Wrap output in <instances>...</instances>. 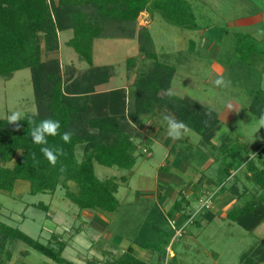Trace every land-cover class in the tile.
Masks as SVG:
<instances>
[{"label": "trees", "instance_id": "1", "mask_svg": "<svg viewBox=\"0 0 264 264\" xmlns=\"http://www.w3.org/2000/svg\"><path fill=\"white\" fill-rule=\"evenodd\" d=\"M144 11L152 16L160 13L170 24L183 29L197 28L195 13L188 0H0V74L9 76L16 70L29 68L37 104L36 114L23 117L18 129L8 123L7 118H0V191H13L19 179L27 180L30 192L34 194H53L63 185L67 187L68 198L80 209L113 212L120 205L118 178L124 181L128 178L124 174L100 178L95 163L132 169L141 153L135 140L138 131L135 122L143 113H150L161 128H165L162 117L172 114L183 121L189 131L183 139L171 145L170 154L184 163L194 160L197 148L214 155V163L207 169L213 173H209L207 179L201 175L193 186L206 183L211 189L219 181L218 194L243 196L250 192L251 198L244 205H234L230 209L229 218L247 231H253L264 222V144L260 146L259 154L263 158L259 163L243 142H234L224 134L220 141H214L221 129L218 111L191 96L174 94L169 97L165 94V90L171 89L177 69L159 59L150 29L139 25V16ZM65 30L73 31L66 42L78 53L79 61H86L87 66L80 67L73 60L65 64L61 61L59 34ZM133 37L138 38L143 61L149 60L151 65L145 71H139L131 82L133 93L129 94L124 86L108 89L112 67L94 64V40ZM194 43V40L190 41V44ZM44 52L47 54L45 58ZM136 62L135 57H130L127 66L132 68ZM249 108L259 117L264 115L263 89L256 91ZM48 118L60 121L61 135L66 131L73 132L69 143H65L61 136L47 137L49 146L64 149L65 155L59 157L55 167L41 153V145L33 143L31 138L35 127L31 121L39 124ZM190 131L201 136L198 143L190 139ZM34 159L39 162L35 166ZM11 161L13 164L8 165ZM62 165L66 168L64 172L60 171ZM243 166L248 171V179L256 185L255 190L248 187L239 190L235 182L230 186L225 184L227 178L234 176V172ZM71 182L76 184L77 190L70 189ZM207 193L202 191L191 198L180 193L168 214L190 217L195 210L190 208L193 200L197 201ZM33 204L44 209L46 216L50 217L49 204ZM154 208L150 213L160 216L159 208ZM215 217L214 210L208 208L199 213L193 223L211 222ZM169 226L160 236L162 229L159 227L161 230L158 229V237L154 235V240L143 233L147 232L143 226L126 250L111 254L109 263L151 264L137 255L134 245L137 243L156 251L154 263L177 264L176 254L167 259L168 246L176 233V229L171 224ZM62 236V233L53 232L47 242H43L0 219V244L19 239L60 264H76L64 255L73 233L67 239ZM12 256L10 254L9 259ZM242 260L244 264L264 262V242L253 246L248 253L244 252ZM101 263L98 257L86 262Z\"/></svg>", "mask_w": 264, "mask_h": 264}, {"label": "rangeland", "instance_id": "2", "mask_svg": "<svg viewBox=\"0 0 264 264\" xmlns=\"http://www.w3.org/2000/svg\"><path fill=\"white\" fill-rule=\"evenodd\" d=\"M205 1L206 4L199 2V5L197 3L194 7L200 19L199 23L205 31L204 35L194 37L196 41L202 39L195 44L189 42L192 34L190 29L170 24L160 13L153 15L150 29L159 59L177 69L171 85L174 94L180 97L191 96L220 113L221 129L214 141L217 142L224 134L234 142H243L250 150V155L256 157L260 163L263 158L259 150L264 144V127L259 124L260 117L253 113L249 106L256 91L264 90V67H261L264 65V33L259 31L264 29V0ZM199 12H203L205 16H201ZM144 20L145 17L141 15L140 23ZM72 35V30L60 32L59 57L64 64L74 59L78 66L85 67L87 62L78 61V53L66 42ZM138 44L137 38L95 40L92 59L100 62V65L108 64L112 67L113 75L108 89L121 87L134 80L139 71H145L151 65L149 60L144 62L143 55L139 54L136 64L127 68L126 58L138 53ZM46 55L44 52V58ZM221 77L231 82L228 88L215 86V81ZM133 92L131 87L129 94ZM35 95L29 68L16 70L9 76L0 74V118H7L14 111L21 112L23 117L35 115ZM150 117L151 115L141 125L138 124L140 128H137L135 140L141 153L132 169L95 163L96 174L100 178L113 175L120 177L122 174L128 178L126 181L118 178L120 188L117 196L120 205L117 210L103 212L97 209H80L68 198L67 187L63 185L53 194H34L30 192V183L19 179L13 191H0V219L13 227L18 226L43 242H47L53 232L62 233L63 239L70 238L73 233L64 255L76 264H86L88 259L94 257L102 259V264H110L111 254L117 255L126 250L143 226V229L147 230L143 233L154 240V235L158 237L157 231L162 229L159 231L160 236L164 230L169 229L172 219H175L177 226L185 224L188 218L186 215L168 214L174 199L170 193L157 190V172L160 171L158 167L164 160L166 147L158 140H146L150 135L148 131L153 130L150 127ZM189 133L194 143L200 141L201 136L197 132ZM165 136L161 133L162 139ZM171 141L174 143L176 140ZM150 144L153 148L152 156L147 154L150 152ZM205 152L207 151L197 148V160L186 163L182 168L186 180L184 184L188 185L184 187L187 188L186 192L181 186L175 188L178 194L176 199L180 197L179 191H183L185 195H190L192 191L194 195L202 191L215 193L208 204L209 209L223 217L216 216L211 222L202 220L200 224L186 225L181 236L172 238L174 245L173 249L168 251V259L176 254L177 264H244L242 254L264 242V222L253 231H247L229 218L230 209L234 205H244L251 198L250 192L243 196L232 193L218 194L216 192L219 181L211 189L206 183L202 186L191 185L192 182L198 181L201 175L207 179L209 173H213L207 169L214 163V155L210 154V157ZM234 173V176L227 178L226 185L230 186L235 182L239 190L243 191L244 187L251 191L256 189V185L246 176L248 171L245 166ZM189 177L191 180L187 181ZM70 184L71 190H77L75 183ZM40 202L50 205V217L46 216L44 209L33 204ZM199 202L193 200L191 210L198 207ZM152 206L159 208L160 216L155 212L150 213ZM97 213L98 221L90 219ZM134 245L139 257L143 256L142 259L156 264V251L152 252L137 243ZM25 249L28 251L24 252ZM10 254L13 255L11 259ZM23 260L28 264H60L22 240L0 244V264H23Z\"/></svg>", "mask_w": 264, "mask_h": 264}, {"label": "crops", "instance_id": "3", "mask_svg": "<svg viewBox=\"0 0 264 264\" xmlns=\"http://www.w3.org/2000/svg\"><path fill=\"white\" fill-rule=\"evenodd\" d=\"M190 3H191V6H192V9H193V11H194V13H195V19H196V24H197V28L196 29H194V30H191L190 32L192 33L191 34V37H190V41L191 40H194L195 41V43L196 42H199L200 40H202V39H200V40H198V41H196L195 39H194V37H196V35H204L205 34V31H203V28H202V26L200 25V23H199V18H198V16H197V12H196V9L194 8L195 7V5H197V3H198V5H199V2L200 3H207L205 0H188ZM199 14L202 16V14H203V16H205V14L202 12V13H200L199 12ZM141 15H143L144 17H145V20L144 21H142V24L140 23V21H139V25H146V26H148V28L150 29V25H151V23H152V21H153V16L152 15H150V13L148 12V11H144V12H142L141 14H140V16L139 17H141ZM210 19H212V18H210ZM150 31H151V29H150ZM151 34H152V32H151ZM153 36V35H152ZM133 38H137V37H133ZM98 39V38H97ZM123 39H132V38H123ZM138 39V38H137ZM96 40V39H95ZM95 40H94V43H95ZM189 41V42H190ZM194 43V44H195ZM156 44V43H155ZM138 46H139V44H138ZM157 52H158V50H157ZM159 53V52H158ZM139 54H140V52H139V47H138V53H136V54H134V55H130V56H128L127 58H126V60L128 59V58H130V57H135L136 59H138V56H139ZM78 60V59H77ZM76 60V61H77ZM140 60H142V59H140ZM72 61V60H71ZM73 61H75L74 59H73ZM79 61V60H78ZM84 62H86V61H84ZM84 62H80V63H84ZM93 62H94V64L95 65H100L101 63L100 62H95L94 60H93ZM85 64V63H84ZM127 65V64H126ZM127 68H129L128 66H127ZM131 68V67H130ZM133 80V79H132ZM132 80L131 81H129V82H127L126 84H123L122 86H124V87H126L127 88V91H128V93L130 92V84H131V82H132ZM151 115V120H152V123H151V125H150V127H151V129H153V130H150V131H148V132H150L149 134V139H146L147 141H150V140H158L160 143H162L165 147H166V154H165V156H164V160H162L161 161V163H160V165H159V167H158V169L160 170L159 171V173L157 172V176H159V180H158V185H157V190H158V192H163V193H170V195H171V198H174L173 199V203L175 202V200H176V198H177V195L178 194H176V192H175V188H177V186H181V189L182 188H184V187H186V185H188V184H184V182L186 181L185 180V177H184V173H182V168L186 165V163H184V162H182L179 158H177V157H174L173 155H171L170 154V152H169V150H170V147H171V145H172V139L167 135V132H166V127L165 128H161V126L157 123V121L156 120H154L153 119V117H152V114H150V113H143L139 118H138V120L135 122V125L137 126V128H140L139 126H138V124L139 125H141V123L145 120V119H147L148 118V116H150ZM151 120H150V122H151ZM138 132V131H137ZM161 133L163 134V135H166L163 139H162V137H161ZM160 134V136H158ZM160 138V139H159ZM145 140V141H146ZM137 142V141H136ZM172 142V143H171ZM138 143V142H137ZM146 145V144H145ZM139 147V146H138ZM148 149H149V153H147L148 155H150V156H152V151H153V148H152V146H151V144H150V146H148ZM199 150V149H198ZM144 152V151H143ZM205 153H207L209 156H210V153H208V152H205ZM198 154V153H197ZM195 155H196V153H195ZM211 157V156H210ZM197 156L194 158L195 160H197ZM136 164H137V162H136ZM135 164V165H136ZM162 173V174H161ZM165 178V179H164ZM188 180H191L190 179V177L187 179V181ZM163 181H165L167 184H165ZM195 182H197V181H194V182H192V184L191 185H193ZM191 185H190V187H191ZM120 188V187H119ZM186 189L187 188H184V189H182L183 191H185L186 192ZM183 191H179V194L180 193H184ZM194 193H193V191L191 192V194L189 195V194H187L186 193V196L187 197H189V198H191L192 197V195H193ZM185 195V194H184ZM174 196H176V197H174ZM173 205V204H172ZM171 205V206H172ZM155 208H154V206H152V207H150V211H152V210H154ZM165 210H167V209H165ZM215 213H216V216H220V217H223V216H221L218 212H216V211H214ZM101 214V213H100ZM99 214L97 213V214H94V215H92L91 216V218L90 219H92V220H96V221H98V219H96L97 218V216H98ZM25 251L27 252L28 250H26L25 249ZM29 253V252H28ZM149 255H151L150 253H149ZM13 257V256H12ZM141 257H143V256H141ZM151 258H152V255H151ZM102 260V259H101ZM22 263L24 264H28V263H26L24 260L22 261ZM106 263V262H105ZM102 264V263H101ZM107 264V263H106Z\"/></svg>", "mask_w": 264, "mask_h": 264}, {"label": "clouds", "instance_id": "4", "mask_svg": "<svg viewBox=\"0 0 264 264\" xmlns=\"http://www.w3.org/2000/svg\"><path fill=\"white\" fill-rule=\"evenodd\" d=\"M261 33H264V29L259 30ZM230 81L225 80L223 77L218 78L215 81V86L217 88H228L230 86ZM165 94L169 97L173 96L174 93L172 89L165 90ZM206 115L210 116V113H206ZM8 123L16 125L17 129L20 127L19 121L23 119V115L19 111L12 112L11 115L7 117ZM163 121L166 124V132L167 135L173 139V140H181L184 138V136L188 133L189 128L188 126L178 119L172 114H164L162 117ZM32 124L35 125V127L32 128L31 131V138L33 143L41 145L40 151L44 155V157L48 160V162L55 167L57 165L59 157L65 155L64 149L62 147H57L55 145L49 146V142L47 137L52 136H61V139L65 143H69L71 141V137L73 135V132L66 131L62 135L60 133L61 123L59 120H53V119H43L40 121L39 124H36L35 121H31ZM204 123L207 125L208 121H204ZM259 124L261 127H264V115L260 117ZM39 163L37 160L34 159L33 164ZM61 172L66 171V168L62 165L60 168ZM212 194H209V197H201V200L199 202V206L196 207L195 214H198L202 207L207 206L210 204V196Z\"/></svg>", "mask_w": 264, "mask_h": 264}, {"label": "built area", "instance_id": "5", "mask_svg": "<svg viewBox=\"0 0 264 264\" xmlns=\"http://www.w3.org/2000/svg\"><path fill=\"white\" fill-rule=\"evenodd\" d=\"M209 194H212V195L210 196V199H211L212 196H213L215 193H207V194L205 195V197H209ZM198 200L200 201L201 198L198 199ZM198 206H199V205H198ZM208 208H210L209 205H207V206H205V207H202L201 210L199 211V213L203 212L205 209H208ZM195 212H196V208H195L193 214H192L190 217H188V218L186 219L185 224H179V226H177V222L175 221V219H172V220H171V224H172V226L176 229V233H175V236H174V237L181 236V235L183 234L182 232L185 230V227H187L186 225H189L190 223H193V219H195V218L197 217V215L199 214V213H198V214H195V215H194ZM174 237H173V238H174ZM173 245H174V244H173V239H172L171 243H170L169 246H168V251L173 249ZM171 248H172V249H171ZM167 259H168V257H167ZM165 264H168V263L166 262Z\"/></svg>", "mask_w": 264, "mask_h": 264}]
</instances>
